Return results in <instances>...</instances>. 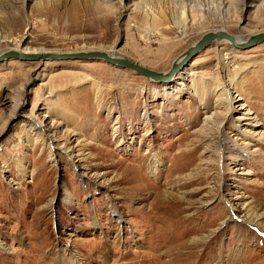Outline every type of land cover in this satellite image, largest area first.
<instances>
[{
    "label": "rangeland",
    "instance_id": "1",
    "mask_svg": "<svg viewBox=\"0 0 264 264\" xmlns=\"http://www.w3.org/2000/svg\"><path fill=\"white\" fill-rule=\"evenodd\" d=\"M217 29L264 31V0H0V52L98 49L164 72ZM175 75L0 61V264H264V140L215 156L223 134L264 133V40L214 42ZM224 91L244 103L231 121Z\"/></svg>",
    "mask_w": 264,
    "mask_h": 264
},
{
    "label": "water",
    "instance_id": "2",
    "mask_svg": "<svg viewBox=\"0 0 264 264\" xmlns=\"http://www.w3.org/2000/svg\"><path fill=\"white\" fill-rule=\"evenodd\" d=\"M215 38H226L232 45L238 48H247L252 45L258 44L264 40V31L254 34L248 38L245 42H237L232 34L224 31H207L205 32L194 44L184 51L182 59L174 61L170 68L165 72H159L148 67H145L137 62H133L124 57H117L110 55L107 51L98 49L91 50H79L71 52H23L16 49H7L0 52V61L7 60L10 58L18 60H36L42 59H89V60H100L110 65L127 68L140 74L148 79H152L158 83L171 82L174 75L179 72L183 66H185L200 50L204 49L213 39Z\"/></svg>",
    "mask_w": 264,
    "mask_h": 264
},
{
    "label": "bare ground",
    "instance_id": "3",
    "mask_svg": "<svg viewBox=\"0 0 264 264\" xmlns=\"http://www.w3.org/2000/svg\"><path fill=\"white\" fill-rule=\"evenodd\" d=\"M217 30H224V29H217ZM217 30H212V31H217ZM224 31H226V32H228L227 30H224ZM260 32H263V31H259V32H257V33H260ZM229 33V32H228ZM257 33H254V34H257ZM231 34V33H230ZM254 34H251V35H249L247 38H243V37H241V36H235V35H233V37L235 38V40L237 41V42H245L248 38H250L251 36H253ZM220 43V42H223V43H225V44H230L232 47H234V48H236V49H240V48H238V47H235L234 45H232L231 44V42L228 40V39H226V38H215V39H213L208 45H210V44H212V43ZM207 45V46H208ZM16 50H19V51H23V52H26V53H29V52H36V51H30V50H25V49H20V48H16ZM215 51V50H214ZM108 53L110 54V55H112V56H116V55H114L113 54V52H111V51H108ZM184 54V53H183ZM182 54V55H183ZM182 55H180L176 60H174V61H178V60H181L182 59ZM117 57H119V56H117ZM194 57H195V55H194ZM173 61V62H174ZM185 66H183V68H184ZM183 68H181V69H183ZM180 69V70H181ZM179 70V71H180ZM165 72V71H164ZM178 73V72H177ZM176 76V75H175ZM174 76V77H175ZM215 82H213L212 83V85L211 86H219L218 84H219V82L217 81V80H214ZM206 84V83H205ZM198 85V84H197ZM165 88V86H162V89H164ZM200 89L201 90H204L205 91V89H206V85H204L203 84V86H201L200 87ZM225 95V96H224ZM223 96V98L224 99H217L218 101H219V103L220 104H222V106H224L225 108H227L228 110H232L233 109V112H229V115H228V118L225 120V121H231L232 120V118H233V115H234V112H236L237 111V108L240 110V109H243L244 108V103H243V101H241V99L242 98H238V99H235L236 97L235 96H237V95H235L234 97L232 96V94L229 92V91H224L223 93H220L219 94V96L218 97H222ZM244 111V110H243ZM34 112L33 111H31L30 113H29V117L30 118H32L33 116H34V114H33ZM247 113V112H246ZM248 118H244V119H249L248 121H253V120H255L256 119V115L255 114H253V113H251V114H247L246 115ZM208 117V116H207ZM235 117V116H234ZM210 117H208V118H206V120L204 119V123L206 124V125H208L209 123H213L214 121H213V119H209ZM225 118V117H224ZM33 119V118H32ZM233 119H235V118H233ZM216 120V119H215ZM223 120V119H222ZM221 120V121H222ZM221 121H220V123H221ZM255 122V121H254ZM32 124H34V129H33V131L34 132H36V134H37V136H38V138L40 137L41 138V141H42V144H46L48 147H51V145L54 143L53 141V138H51L50 136H49V133L46 131V129L43 127V125H42V122H40V121H33L32 120V122H31ZM220 123L218 124V126H217V130L219 131L220 130V128H221V125H220ZM250 123V122H249ZM242 132V131H241ZM221 133V132H220ZM246 137H248L249 139H247L248 141L246 142V144L247 145H237V143L234 141V140H231V141H234L233 143H234V145H236V148H235V146H234V148H229V147H227L226 146V143L224 142L226 139H228V137L226 136V135H224L223 134V136H222V138L220 139V144H219V146L216 148V150H215V156H216V158H219V156H223V155H225L224 157H228L230 160H232V161H234V162H236V160H237V157L239 156V154H236V150H238V149H242V150H244L248 155H253L254 154V150H252L251 148L252 147H254V148H256V144H255V142L256 141H258V140H264V133L263 132H257V130H256V132L254 131V129H248V130H246V129H244L243 130V132H242ZM254 142V143H253ZM250 145V146H249ZM54 147V146H53ZM232 147V146H231ZM222 162H223V157H222V160H221ZM217 162H218V160H217ZM223 164L224 165H222V166H220V170L221 171H225V170H229L230 169V167L228 166V164L227 163H224L223 162ZM220 165V164H219ZM155 166H156V164H155ZM223 182V181H222ZM228 187V186H227ZM230 203V202H229ZM233 207V206H232ZM192 256V255H191ZM191 256H189V258H191ZM193 257V256H192ZM188 258V259H189ZM188 259H186V260H188ZM190 261H191V259H190ZM189 262V261H188ZM187 262V264H191V263H188ZM160 264H163V263H161V262H159ZM193 264V263H192Z\"/></svg>",
    "mask_w": 264,
    "mask_h": 264
}]
</instances>
